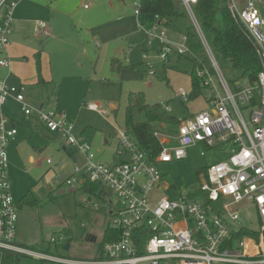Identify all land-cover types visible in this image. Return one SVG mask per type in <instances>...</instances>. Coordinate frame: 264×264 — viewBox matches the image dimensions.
<instances>
[{
	"label": "built area",
	"instance_id": "obj_1",
	"mask_svg": "<svg viewBox=\"0 0 264 264\" xmlns=\"http://www.w3.org/2000/svg\"><path fill=\"white\" fill-rule=\"evenodd\" d=\"M19 1L0 0V54H6L0 59V67L9 71L12 61L8 46ZM180 1L212 64L214 73L204 68L199 76L205 79L213 100L210 108L182 119L176 136L162 137L155 133L162 150L154 159L126 131H119L118 161L109 165L97 162L94 149L75 135V126L64 111L31 107L24 85L14 86L0 78V250L59 264H264V19L255 7V0H223L233 19L250 37L262 68L255 81L243 79L231 88L195 17L194 7L199 0ZM140 8L141 0L135 1L137 18ZM39 27L40 33H47L45 22H40ZM141 29L148 45L160 43L158 59L164 63L173 56L191 53L187 37L182 43L168 41L167 28L162 24ZM147 66L152 68L151 64ZM216 73L222 92L214 85ZM150 75L154 76V71ZM178 96L188 103L186 91L180 89ZM11 100L20 106L24 117L36 113L48 132L83 157L82 165H75L66 185L76 188L95 183L107 186L117 195L119 209H112L106 200L110 209L107 229L114 239L101 246L96 260L57 258L16 243L19 209L12 195L8 165L10 146L18 129L4 110ZM241 107L249 110L250 122ZM88 108L109 116L97 105ZM227 144L233 146L229 157L206 166L194 193L171 186L164 188V166L188 159L189 150L198 145L215 148ZM60 182L58 178L57 183ZM243 204L256 207L258 228H239Z\"/></svg>",
	"mask_w": 264,
	"mask_h": 264
},
{
	"label": "rangeland",
	"instance_id": "obj_2",
	"mask_svg": "<svg viewBox=\"0 0 264 264\" xmlns=\"http://www.w3.org/2000/svg\"><path fill=\"white\" fill-rule=\"evenodd\" d=\"M135 1L138 0H126L131 12H134ZM215 2L218 8L225 6L223 0H215ZM69 3L74 7L78 2L69 0ZM176 6L179 11H184L179 0H176ZM255 7L264 19V0H255ZM39 17L45 19L46 15L40 13ZM69 21L81 34L80 48L83 44L89 46L86 50L89 51V56L78 50L72 53L73 61L70 65L74 67V70L78 69L91 74V86L88 90L79 89L76 95L69 93L61 95L58 89L53 86L37 89L30 87L27 89V93L33 105L40 104L48 95L59 96L60 103L62 100L65 101L68 105L63 110L66 111L67 119L74 123L75 135L83 143L92 146L97 162L109 165L116 157L119 131H125V110L128 105L129 94H144L146 102L150 105L162 103L164 107L170 106L169 115L176 118L184 117L189 111L193 112L202 107L196 105L198 103H191L192 101L185 103L177 97L180 88H183L187 93L191 91L188 72L193 69L192 60L195 56L199 59L206 58L207 62H205L204 68L214 73L212 64L206 56L198 36L191 37L188 34L190 27L188 20H178L176 27H169L166 38L170 42L182 43L183 38L187 37V46L191 49V53L182 56L180 59L173 57L168 64L170 69L165 73L163 62L157 59L161 49L157 41H154L150 48L147 47L148 60L146 63L151 64L152 68H147L145 63L143 66L137 60L139 53H135L132 57L128 48L125 50L126 57L135 62L134 68L139 74L138 77L132 78L129 76L121 77L117 73L113 74L111 71L112 59L101 56L97 60V53L102 50L101 40L97 38L98 42H95V39L82 34L85 26L81 25L78 20L69 19ZM216 23L217 26L222 27V20L219 15ZM190 33L192 35L195 31L192 29ZM46 40V37H35L31 39V42L40 45ZM96 43L100 44V48L96 46ZM142 55L144 56L143 53ZM216 60L224 79L231 88H234L236 82L243 80L229 61H223L218 57ZM81 61L83 66H77V63ZM150 71L157 74L153 80L149 79L148 72ZM142 75H144L143 78ZM213 81L215 87L222 92L221 80L217 73L214 75ZM12 83L20 86L19 83ZM65 83L69 85L68 79ZM206 96L209 97V94ZM206 96L203 98L206 99ZM96 103L101 105L104 112H109V117L89 110L88 106ZM199 104L207 106L204 99ZM241 108L246 121L250 122L249 110ZM133 118L136 122H143L146 119L144 114L138 111H134ZM36 125V122L29 117L24 126L19 127V148L17 149L19 151L18 153L16 151L11 153L8 165L12 195L16 202H20L21 198L30 191L40 199L50 195L51 199H47V203H42L38 209L24 207L20 211L19 240L23 243L22 247L57 258L66 257L75 261L96 260L99 258L100 243L109 222L110 211L107 202H112V209H119L121 207L119 199L107 186L100 187L94 192H86L82 187H76L73 190L66 185V179L74 172L73 157L64 149V141L51 142L48 139V133H35L34 127ZM153 127L155 131L166 132L167 134H170L169 131L177 132V125L159 123L154 124ZM250 128L253 130L251 126ZM232 148L233 146L230 144L215 148H208L204 145L191 148L188 159L173 162L162 168L166 172L165 184L175 187L181 192L194 193L198 189L202 175H205L206 166L225 161ZM202 152L206 156H202ZM33 157L35 161L31 162ZM58 178L61 180L60 184L56 182ZM96 205L98 206L97 209ZM240 215L239 228L252 230L258 228V213L254 205L243 204L240 208ZM53 239L55 242H52ZM67 245H69V249L66 250ZM20 264L59 263L21 256Z\"/></svg>",
	"mask_w": 264,
	"mask_h": 264
},
{
	"label": "crops",
	"instance_id": "obj_3",
	"mask_svg": "<svg viewBox=\"0 0 264 264\" xmlns=\"http://www.w3.org/2000/svg\"><path fill=\"white\" fill-rule=\"evenodd\" d=\"M76 1L78 3L73 7V5L69 3V0H20L14 11L12 33L10 36V44L8 46V56L12 61V69L11 71H9L7 69L0 67V78L7 79L8 83L11 85H14L12 82L19 83L20 86L24 85L26 87V101L31 107L35 109H43V110L54 109V110L64 111L63 108L68 104L63 100L60 103L59 96L53 97L48 95L43 102H41L38 105H33L32 100L29 98L27 93V89H29L30 87L33 89H37V88H47L49 86L50 87L53 86L56 87V89H58L61 95L64 93L76 95L79 89L88 90V88L92 84L91 74L87 72H82L78 69L74 70V67L70 65L71 61H73L72 53L77 52L79 50V51H83L84 55L89 56L88 54L89 51H86L89 46L83 44V46L80 48L81 34L80 32H77L78 31L77 28L71 25L69 19L71 20L76 19L79 21L81 25L85 26V29L82 30L84 31L82 32V34H86L88 35V37L95 39L96 40L95 42H98L97 38L101 40L102 50L101 52L97 53V60H99L101 56L107 57L108 59H112L113 65L111 67V71L113 74L117 73L121 77L129 76L130 78L134 76L137 77L139 76L137 70L134 68L135 62H133L130 59H127L126 57L125 50L128 48L130 50L129 54H131L132 57L135 53L136 54L139 53L137 60H139L143 66L145 63L146 67L149 68L146 63L148 58L145 59L142 53L144 55L147 54L148 53L147 47L150 48L151 46H153V44L148 45L147 36L144 34V32L141 29V26L139 24V18H137L134 15V12L130 11L126 0H93V2L92 0H76ZM87 5H89V7L85 8ZM40 13H44L46 15V18L45 19L40 18L39 17ZM40 22L46 23L47 26L46 34L40 33L42 31L40 30L39 27ZM176 25H177V21L173 27H176ZM35 37L36 38L46 37L47 40L45 42L44 41L41 42V44L39 45L36 44L35 42L34 43L31 42V39ZM99 45H100L99 43H96V46L98 48H100ZM159 48H161V45L159 46ZM38 55H41V61H42V71H41V75L43 79L42 84H38L39 78L36 68V57ZM5 56L6 54H0V59ZM173 57H176L177 59L181 58V56H173ZM173 57H171V59ZM123 59H125V61H123ZM171 59L168 63H164V62L162 63L165 73H167L168 69H170L168 64L171 62ZM77 66L82 67L83 66L82 61L78 62ZM156 75L157 74L155 73L154 76H151L150 72H148L149 79L151 78L150 80H153L156 77ZM143 77L144 75H142V78ZM66 79H68L69 85H66L65 83ZM189 80L191 84L190 76H189ZM191 88H192V84H191ZM178 92H177V97H179ZM132 94L135 93H131L129 94V96ZM203 97H200L199 99L191 102V103H198L196 105H200L202 107H199V109L193 112L189 111V113H186L184 117H180V118L177 117V118L181 120L189 116H192L195 113L210 108L211 102L209 101V98L211 96L210 95L209 97L206 96L207 97L206 99ZM203 99L207 103L208 107L206 105L199 104L200 101ZM158 104L163 105L162 103H158ZM94 105L99 106V108L101 109L100 104L96 103ZM166 107H168L170 111H167ZM164 108L168 113L171 112L170 106H165ZM4 110L18 129V134L10 146V150H9V159H10L11 153H14V151L18 153L19 151V150L17 151V149L19 148L18 146L19 144L18 138L20 135L19 127L24 126L25 121L29 117H24L21 114L20 106L12 100L8 101ZM64 112L66 113V111ZM30 118L33 121H35L37 124L36 127H34L35 133L37 134L40 133L44 134L45 132L48 133L49 134L48 139L51 142L60 140L56 135L51 134L41 125V123L38 120V115L36 113L32 114ZM155 133L160 134L162 137H172V136H176L177 134V132L173 133L171 131H169L170 134L159 131H155L154 135ZM64 143H65L64 149L66 150V152H69V154L70 152L74 153L71 156L73 157L75 165L79 164L78 161H80L82 164L83 157L80 156L77 152H75L70 146H68L66 142ZM171 144H174V141H171ZM39 151L41 152L42 150ZM34 161L35 158L34 157L31 158V162ZM115 161H118L116 157L114 158L112 163H114ZM73 174L71 176H73ZM85 184L77 186V188L83 187ZM165 187L167 188L166 184H164V188ZM172 188L177 189L175 187ZM72 189L74 190L75 188ZM168 191H170V188ZM50 197L51 195L45 197L43 199L44 200L43 203H47V199H51ZM22 199L23 197L21 198V200ZM20 202H17V204H19ZM109 204H112V202L109 201ZM20 211L21 210H19V215H20ZM19 232H20V216L18 223L17 242L19 245L22 246L23 243L19 240ZM62 258H66V257H62Z\"/></svg>",
	"mask_w": 264,
	"mask_h": 264
},
{
	"label": "trees",
	"instance_id": "obj_4",
	"mask_svg": "<svg viewBox=\"0 0 264 264\" xmlns=\"http://www.w3.org/2000/svg\"><path fill=\"white\" fill-rule=\"evenodd\" d=\"M11 1L13 0H9L8 3ZM194 14L215 58L217 59L218 57L223 61H229L241 79H247L250 82L255 81L262 69L259 55L252 45L250 37L244 32L243 27L233 19L227 7L218 8L215 0H199L198 4L194 7ZM218 15L221 17L222 27L217 26ZM179 19L188 20L190 25L188 34L191 37L197 36L195 33L191 35L190 32L192 29L194 30V27L185 9L184 11H179L176 6V0H141L139 24L142 28L152 29L156 23L169 28L174 26ZM205 62H207L206 58L199 59L196 56L192 60L193 69L191 72H188L192 84L188 102H193L208 94L205 79L199 76V72L205 67ZM36 68L39 78L38 84H42L41 55L36 57ZM212 100L213 97H210L209 101L211 102ZM134 111L143 113L146 118L145 121L136 122L133 118ZM125 115L127 134L131 135L152 159L162 150L159 141L154 135L153 125L162 123L178 126L182 121V119L179 120L169 115L161 104H148L142 93H135L129 96ZM73 154L70 152V155ZM82 188L86 192H94L99 190L100 186L95 183H87ZM43 202V199H40L35 193L30 191L18 204V209L22 210L24 207L38 209ZM113 239L110 231L107 229L103 234L100 248L103 244ZM16 243L18 242L16 241ZM21 256L23 255L0 250V264H20Z\"/></svg>",
	"mask_w": 264,
	"mask_h": 264
},
{
	"label": "water",
	"instance_id": "obj_5",
	"mask_svg": "<svg viewBox=\"0 0 264 264\" xmlns=\"http://www.w3.org/2000/svg\"><path fill=\"white\" fill-rule=\"evenodd\" d=\"M78 163H79L80 165H82L80 161H78ZM100 185H101V184H100ZM66 249H69V246H66Z\"/></svg>",
	"mask_w": 264,
	"mask_h": 264
}]
</instances>
